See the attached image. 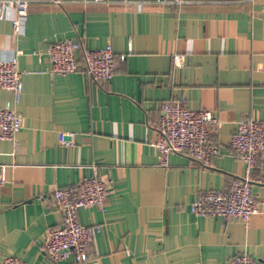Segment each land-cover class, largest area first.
Wrapping results in <instances>:
<instances>
[{"label": "crops", "instance_id": "1", "mask_svg": "<svg viewBox=\"0 0 264 264\" xmlns=\"http://www.w3.org/2000/svg\"><path fill=\"white\" fill-rule=\"evenodd\" d=\"M29 1L22 35L17 9L0 17V59L20 52L24 83L19 144L0 139V264L11 256L77 264L54 263L41 246L62 224L55 190L96 175L110 193L104 210H79L84 225L103 226L80 264H229L238 255L264 264V161L252 186L261 211L248 225L191 210L199 195L243 177L231 148L238 121L264 124V0ZM60 39L110 45L127 58L106 82L54 74L38 53ZM12 99L0 88V109ZM174 101L220 121L211 127L220 155L210 167L185 154L161 163L153 142L162 104Z\"/></svg>", "mask_w": 264, "mask_h": 264}, {"label": "built area", "instance_id": "2", "mask_svg": "<svg viewBox=\"0 0 264 264\" xmlns=\"http://www.w3.org/2000/svg\"><path fill=\"white\" fill-rule=\"evenodd\" d=\"M113 3L116 0H104ZM29 0H0V17H7L11 9H17L18 15L12 19L17 35L24 33ZM127 3L129 0H121ZM18 55L20 52L17 53ZM10 59H0V88L10 91L13 99L0 109V139L11 141L15 145L18 134L23 129L24 118L17 111L23 91V73L18 67V55ZM51 63L54 74L85 72L96 83L109 81L116 72L119 62L125 61L126 54H116L112 46L101 49H88L80 41L60 39L51 43L43 53ZM183 57L177 56L175 63ZM220 121L212 111H193L179 101L162 104V114L157 138L153 146L160 153V161L168 165L171 154H185L210 167L212 160L220 155V148L212 132V126L218 129ZM74 137L75 135L72 134ZM72 138V137H70ZM66 144H73L67 141ZM233 154L245 163L243 177L230 190L211 191L199 195L191 206L194 215L219 216L223 219H241L247 225L252 216L261 211V203L253 193L252 186L258 182L254 169L264 161V124L255 118L245 117L238 121L231 138ZM6 182L0 176V187ZM110 183L97 175L85 179L75 186L55 190L54 200L62 216L60 226H52L42 244L43 253L54 263L74 261L77 264L89 260L88 248L102 225L87 226L79 219L81 208L104 210ZM1 264H30L17 257H7ZM229 264H258L254 257L238 255Z\"/></svg>", "mask_w": 264, "mask_h": 264}]
</instances>
